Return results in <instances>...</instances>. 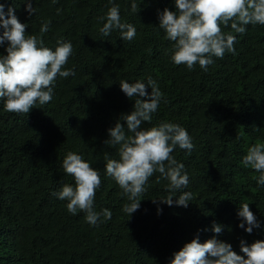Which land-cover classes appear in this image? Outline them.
Returning <instances> with one entry per match:
<instances>
[{
  "label": "trees",
  "instance_id": "1",
  "mask_svg": "<svg viewBox=\"0 0 264 264\" xmlns=\"http://www.w3.org/2000/svg\"><path fill=\"white\" fill-rule=\"evenodd\" d=\"M132 2L33 0L37 11L29 15L23 0H0L5 11L15 9L27 35H39L50 20L45 45L54 50L57 40L70 41L73 54L62 70L75 72L58 76L53 99L37 103L27 116L6 111L0 98V264H170L196 237L201 243L215 237L241 256V240H264V186L256 183L259 173L243 163L249 147L264 143V25L232 33L235 52L212 57L207 71L198 64L189 70L174 64V42L158 25V11H175L174 0H135L137 14ZM113 4L120 7L121 21L136 28L133 40H123L119 30L107 37L100 32L106 21L99 18ZM221 27L232 31L230 24ZM6 47L7 42L0 45V55ZM148 77L163 96L152 121L142 127L171 122L187 130L194 148L177 146L172 155L189 177L181 191L193 198L187 208L160 203L169 195V181L157 172L145 185L139 209L128 217L123 206L130 202L105 171L107 159H119V145L104 141L117 120L127 131L120 117L133 110L135 98L126 97L119 82ZM69 151L100 172L94 207L109 209L111 219L101 215L90 225L83 212L70 214L67 201L53 195L64 184L75 186L62 168ZM241 203L249 204L260 224L251 234L238 227ZM213 223L223 226L221 233L212 231Z\"/></svg>",
  "mask_w": 264,
  "mask_h": 264
},
{
  "label": "clouds",
  "instance_id": "2",
  "mask_svg": "<svg viewBox=\"0 0 264 264\" xmlns=\"http://www.w3.org/2000/svg\"><path fill=\"white\" fill-rule=\"evenodd\" d=\"M23 2L29 15L36 13L33 0ZM174 4L175 11L167 7L158 11V25L166 33V39L174 42L171 57L174 64H184L189 70L198 64L207 71L214 62L212 57L223 59L226 52H235L236 37L232 33L244 34L250 24L264 25V0H174ZM139 10V5L133 0L131 12L137 14ZM60 11L57 9V14ZM99 19L106 21L100 29L105 37L113 30H119L123 40L131 41L136 36L134 25L121 21L118 4H113L106 16ZM49 24L50 20L41 25L39 35H27V25L19 21L15 9L8 7L5 11V5L0 4V29L3 30L0 32V45L7 42L6 55H0V98L4 99V108L8 112L27 116L37 103L42 106L53 99L58 76L67 78L75 75L71 68L62 70L73 54L72 43L57 40L54 50L45 45L43 35L48 32ZM229 24L232 31H222L221 25ZM119 85L126 97L135 98L133 110L120 117L127 131L117 120L114 127L108 129L109 138L104 143L119 145V159H107L105 171L130 202L123 206V211L130 217L139 209L141 196L147 191L145 185L157 172L169 181L166 189L169 195L158 199L159 202L187 208L193 195L181 190L187 188L189 177L184 170L185 165L178 162L172 153L177 146L191 152L194 145L190 135L177 123L160 122L148 129L142 127L145 122L152 121L163 96L152 77H148L146 82L121 80ZM243 163L259 173L256 183L264 186V143L258 142L249 147ZM62 168L65 174L73 177L75 186L64 184L53 195L67 201L68 212L72 215L83 212L90 225H96L101 215L105 220L111 219L109 209L97 212L94 207L96 190L101 185L100 172L72 151L64 157ZM177 192L180 194L174 201ZM153 203H157V199H153ZM159 211L161 209L158 208ZM237 216L242 218L238 227L249 234L260 227L248 203L240 204ZM222 227L213 223L212 231L219 234ZM240 251L243 256L233 251L231 244L215 237L203 243L196 237L173 254L170 264H264V240L251 244L241 240Z\"/></svg>",
  "mask_w": 264,
  "mask_h": 264
}]
</instances>
